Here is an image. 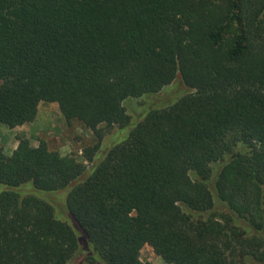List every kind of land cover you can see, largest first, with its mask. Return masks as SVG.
I'll return each instance as SVG.
<instances>
[{"label":"trees","instance_id":"1","mask_svg":"<svg viewBox=\"0 0 264 264\" xmlns=\"http://www.w3.org/2000/svg\"><path fill=\"white\" fill-rule=\"evenodd\" d=\"M177 78L192 91L95 159L101 125L131 124L125 100ZM40 102L97 142L89 166L0 148V264H152L145 244L167 264H264V0H0V125ZM215 199L228 211L202 218Z\"/></svg>","mask_w":264,"mask_h":264},{"label":"rangeland","instance_id":"2","mask_svg":"<svg viewBox=\"0 0 264 264\" xmlns=\"http://www.w3.org/2000/svg\"><path fill=\"white\" fill-rule=\"evenodd\" d=\"M192 91L188 88L180 78H177L173 83L166 85L161 91L156 94L143 95L137 98H129L124 101V105L128 114L131 116V124L127 127L119 128L117 126L105 127L101 125L104 132L103 139L99 150L95 153V159H100L104 155L106 149L123 140L130 129L140 121L145 113L151 108H159L168 106L186 92ZM97 142V137L90 127L80 121L67 123L59 111L58 105L54 102H40L35 111L32 121L22 125L9 128L5 125H0V148L7 154H10L13 149L27 145L30 147H42L49 150H56L61 154H73L79 161L84 162L89 166V162L84 160L82 151ZM222 161L212 164V175L209 179V184L212 187L215 173L220 168ZM89 168H87V171ZM193 178H196L194 173H191ZM27 185H32L30 182ZM0 184V188H4ZM45 191L37 190L35 194L44 198L54 208V214L61 220L62 217L58 213L57 205L45 198ZM65 202V201H64ZM228 208L220 201L215 199V205L210 213H202L200 216L206 218L211 214L227 212ZM140 259L148 261L152 264H167L160 256L155 254L152 247L145 244L140 251ZM74 264V263H71Z\"/></svg>","mask_w":264,"mask_h":264}]
</instances>
